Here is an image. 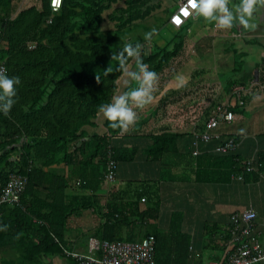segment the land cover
<instances>
[{"label": "trees", "instance_id": "trees-1", "mask_svg": "<svg viewBox=\"0 0 264 264\" xmlns=\"http://www.w3.org/2000/svg\"><path fill=\"white\" fill-rule=\"evenodd\" d=\"M157 6L160 8L161 4L155 0H63L61 9L53 13L50 0H41L40 7L32 5L19 11L14 0H0V66L6 67L9 76L20 78L16 102L8 115L0 114V193L11 173L28 178L19 204H0V226H7L0 231V250L18 254L16 259L5 260L3 264H42L41 256L65 255V225L73 206L65 201L67 179L51 171L50 167L60 161L68 163V157L73 155V152L69 153V147L80 143L75 151L84 154L89 151L86 163L92 165L93 172L98 171L100 163L106 166L108 155L117 164L120 159L127 158L112 145L111 138L120 130L111 128L107 120L108 133L94 134L86 141H81L86 136L82 128L94 126L100 115L98 106L110 102L120 90L123 73L115 70L116 62L111 61V56L122 47L119 41L123 31L131 28L150 30L143 26ZM49 19L51 23H48ZM107 20L113 28L104 27ZM195 20L189 17L182 26H174L177 42L170 44L169 40L160 46L150 41L152 49L147 52L141 49V62L161 75L181 52L185 41L183 35ZM259 22L258 35L244 40L264 50L259 35L264 33V22ZM170 25L166 22L162 28L168 29ZM233 27L238 33L237 26ZM133 43L143 45L145 42ZM128 63L129 68L133 63L137 70L134 59L130 58ZM258 64H264V58ZM109 65L113 71L105 76L104 70ZM247 66L234 62L233 70L223 84V92L231 93L234 87H245L253 80L254 72ZM136 86L137 82L131 80L123 93ZM229 110L241 112L238 105ZM220 135L222 139L230 136ZM176 136L170 132L154 135L147 155L157 160L169 153ZM231 137L240 142V137ZM213 142H216L214 146L208 148ZM218 142L213 139L200 143V154L196 157L227 158L238 149L225 154L215 152ZM201 144L206 145L204 150ZM99 155L97 164L94 160ZM239 161L236 159L233 165L234 174L254 182L264 178V156L250 164ZM42 189L47 191L45 199L37 193ZM177 217L180 219L181 215L177 214ZM171 223L170 248L162 231L148 232L145 236L152 234L156 238V264H187L184 260L189 258L191 237L181 232L176 217ZM110 229L113 227L105 225L101 228V240L123 239ZM125 240L141 239L135 233Z\"/></svg>", "mask_w": 264, "mask_h": 264}, {"label": "crops", "instance_id": "crops-1", "mask_svg": "<svg viewBox=\"0 0 264 264\" xmlns=\"http://www.w3.org/2000/svg\"><path fill=\"white\" fill-rule=\"evenodd\" d=\"M192 2L193 0L189 4L191 11L188 18L201 19L202 16L192 7ZM179 3L180 0L172 1L173 7L168 12L169 16L179 8ZM233 3L238 4L239 0H229L230 7ZM256 14L261 18L257 21L253 19L254 28L235 25L238 29V33H235L234 27L223 30L217 28L212 22L214 28L210 29L211 33L210 30L207 33L211 40L215 37L231 39L238 41L240 45L245 42L244 38L253 39L258 35L259 27L255 22H264V6ZM196 22L198 21L195 20L189 25L190 29L183 35L185 39L183 48L175 58L180 61L185 55L187 57L185 66L193 59L187 54L189 48L185 45H189L188 34H193V26ZM200 27L202 30L198 31L202 38L193 40L196 45L208 38V34L204 32L207 26L200 24ZM261 33H259L260 38L264 41V33L263 35ZM161 34L162 32L158 35L161 36ZM169 39L171 41L177 39L174 31L171 35L164 34L158 43L163 42L165 45ZM224 52L226 55L232 53L230 45ZM262 53L264 55V50ZM174 61L165 68V73L174 67H179L177 70L184 68L181 61ZM231 66L233 68V65ZM232 68L230 70H233ZM247 68L253 70L254 77L245 87L240 86L241 99L244 103L239 106L241 112L234 113L233 119V121L247 120V123H244L245 126L248 125L246 133L238 132L237 134L236 130L228 129L233 121L223 122L215 130L223 136L240 137V145L233 156L227 158L207 156L206 159H201L192 154L195 131L203 128V124L216 115L218 107L225 104H229L227 106L230 107L240 105L239 98L233 95V91L225 93L223 86L220 87V95L223 92L225 96L223 105L214 104L215 107H211L209 102L204 107V98L193 101L188 97L197 89L204 91L206 75L203 71L205 69H200L201 72L198 75L199 69L192 74L199 79L189 84V87H187L186 79L181 84L177 78L178 75H174L176 72L173 71L164 79L160 93H157L163 96V99L158 100L163 101L162 106H159L160 103L157 102L152 107H145L147 109H143L144 113H137L138 120L130 126L128 131L119 132L111 138L112 145L121 150L124 158L127 157L118 161V171L114 181L108 182L105 179L106 166L98 164L100 155L94 160L98 164V171L93 172L92 165L86 163L89 151L85 154L82 151H75L80 143L69 147V153L73 152V155L68 157V163L60 161L50 167L51 171L67 179L65 201L73 206L65 225L63 251L91 253V240H101L100 231L105 225L112 226L113 229H110V232L114 231L115 235L123 238L122 241L128 242L129 240H125V237H132L135 233L138 239H142L148 232L162 231L166 235L165 242L170 248L168 234L172 228L171 219L176 217L178 223L180 221L181 232L191 237L189 258L184 261L187 264H203L218 260L223 255L229 240L224 229L230 224L232 215L253 208L258 215V227L262 231L264 229V178L254 182L244 180L242 176L233 172L236 159H240L239 162H254V159L264 156V115L260 114L264 113V64L257 66L254 58ZM210 77L212 80L210 87L217 86V83L221 86V82L213 80V75ZM192 84L194 85L190 89ZM212 102L215 100L212 99ZM256 102L259 103V113H256L253 120L249 121V116L248 114L245 116V112L248 109H255ZM135 108L133 106V110ZM105 121L106 119L100 114L94 126H84L82 130L86 136L81 141H86L94 134H107ZM163 132L177 135L176 139L169 153L153 160L147 155L146 150L152 144L153 136ZM215 143L208 145V148H212ZM200 147L204 150L206 145L201 144ZM37 193L41 198H46V190H37ZM177 214L181 215L180 219ZM260 238L262 239V235ZM67 256L66 253L65 255L53 254L41 256L40 260L44 264H78ZM258 264H264V262Z\"/></svg>", "mask_w": 264, "mask_h": 264}, {"label": "built area", "instance_id": "built-area-1", "mask_svg": "<svg viewBox=\"0 0 264 264\" xmlns=\"http://www.w3.org/2000/svg\"><path fill=\"white\" fill-rule=\"evenodd\" d=\"M63 0H50V7L53 13L61 9ZM191 0H180L179 8L170 15V22L180 27L190 15L189 7ZM192 13V12H191ZM194 13V11H193ZM51 23V19L48 20ZM0 71L6 72L4 65ZM233 95L239 98L238 106L243 105L241 99L242 88H233ZM229 104L219 106L215 116L209 118L202 130H197L193 138V156L200 154L199 144L208 143L213 139L219 142L214 151L228 153L236 150L240 142L234 137L221 135L214 130L223 122H232L235 118L234 112L229 110ZM221 138V139H220ZM220 139V140H219ZM252 161H248L250 164ZM250 170V167L248 168ZM118 171V164L110 155L107 156L105 179L108 182L115 180ZM239 179H242L239 177ZM28 178L25 175L11 173L6 185L0 193V204H19L20 198L25 191ZM144 200V199H143ZM257 212L253 208L244 210L231 217L230 224L225 227L229 240L225 251L220 259L205 262L203 264H257L264 262V229L256 224ZM262 235V239L260 236ZM156 238L150 234L138 241L122 240H91L89 254L76 251L64 250L68 256H72L79 264H156Z\"/></svg>", "mask_w": 264, "mask_h": 264}, {"label": "rangeland", "instance_id": "rangeland-1", "mask_svg": "<svg viewBox=\"0 0 264 264\" xmlns=\"http://www.w3.org/2000/svg\"><path fill=\"white\" fill-rule=\"evenodd\" d=\"M172 1L173 0H155V2H158V4H161V7L159 8L157 6L155 12L152 13L151 19H149V21H146L144 23V25H145V26H143L144 28L145 27H149L150 30H151L153 27H155L157 29V34L150 40L153 43H156V42L158 43V40L163 38L164 34L169 33V35H171L172 31H175L174 24H172L170 22V16H169V13H168V12H170L171 7H173V6H171ZM14 3L16 5V8H17L18 11L21 10V9H24L26 7L32 6V5H36V6H39V7L41 6V0H14ZM232 5H235V4L233 3ZM261 8L262 7L258 8L256 12L259 13V11H261ZM256 12L254 13V16H253V19L255 21H257V20H259L261 18V16L257 15ZM253 19H252V22H254ZM167 21H169V24H171V25L168 27V29L167 28H162L163 25ZM255 23L258 25V23H260V22H255ZM103 24H104V27L113 28V24L111 22H109L108 20L105 21ZM200 24H201V26H203V25L207 26V28L204 31V32H206V34H208L207 32L210 29L214 28L213 23L211 21L206 20L203 16H202L201 19L198 20V22L194 23V26H193L194 32H193V34H188L189 35V37H188L189 45H187V44L185 45V47L189 48V52L187 54H189V57H193V59H191V61L185 66L184 63H185L187 57H185V55H183L181 57V60H180L181 63L184 65L183 69L177 70V69H179V67H176V68L174 67L171 71L168 70L166 73L163 72V74L159 75L158 76L159 80H157L156 84H155V91H154V94H153L154 95V99L150 103V105H147L145 107H148V106L152 107V105L156 104L157 102L160 103L159 106L160 105L162 106V102H160L158 100L163 99L162 98L163 96L161 94H157V93H160V90H161V88H162V86H163V84L165 82L164 79L166 77H168L173 71L176 72L174 75H178L177 78H181L182 77L183 80L186 79L187 87H189V84L198 81L199 78L198 77L195 78L194 77L195 75L194 76L192 75L198 69L199 70L197 71V75L201 72L200 69H202V70L205 69V71H203V72H205L204 75L207 76V77L204 76V78H205L204 79V84H205L204 91H202V90L200 91L199 89H197L188 97L191 98L193 101L200 100V99L204 98V102H203L204 107L209 102L211 103V107H215L214 104L223 105V103H224L223 99H225V96H224L223 92L220 95V87H222L223 84H225V81L230 76V72H231L230 69L232 68L231 65H233L234 62L239 64V65L241 64L242 66L245 65V64L251 65L252 64V60H254V58H255V61L258 64V63H260L261 59L264 58V55L262 53L263 50L259 46L253 45L251 43L248 44L246 42H242L239 45L238 41L233 42V40H231V39H224V38L223 39H221V38L218 39L217 37H215L214 39L211 40L209 34L207 36L208 38L203 39V42H201L198 45H196V42H194L193 40L202 38L200 36V34H201L200 31H198L199 29L202 30V28L200 27ZM175 27H176V25H175ZM158 28H161V29L159 30ZM177 28H178V26H177ZM150 30H148V31H150ZM148 31L143 30V28H140V29H133V28L125 29L123 31V36L121 37V39L119 41L120 46L126 40L127 41H131V42H133V41L140 42V40H143L145 43L142 45V48L146 52L149 51L150 49H152V43L150 41H145L143 39V34L145 32H148ZM160 32H162L161 36L158 35ZM211 32L212 31L210 30V33ZM188 39H187V41H188ZM169 40H170V44H171L172 43L171 39H169ZM172 41L177 42L179 40L178 39H173ZM187 41H186V43H187ZM261 42H262V44L264 43V41L262 39H261ZM158 44L160 46L164 45L163 42L162 43H158ZM229 45H230V50L232 51V53H228V55H226V53L224 51L229 47ZM241 51L244 52L243 55H240ZM233 53H234V55H233ZM173 60H175L177 62H180L178 59L177 60L173 59ZM243 62H245V63L243 64ZM130 65L132 67L130 66L129 70L130 71H135L136 68L133 67V63H131ZM191 75H192V77H190ZM212 75H213V80L215 82H217V81L221 82V86H220V84L217 83V86L214 85L213 88H212V86L210 87L209 84L212 81V80H210V78H211L210 76H212ZM126 82L130 83L131 79L126 77V76H124V74H123V77L119 81L120 90H119L118 94H123V88H124V86H126V84H125ZM193 85L194 84H192L190 89L193 87ZM219 95H220V99H218ZM159 98H161V99H159ZM212 99H214L215 102H212ZM255 105H256L255 109H252V110L248 109L245 112V116H247V114L249 116V121L253 120V117H254V115L256 113H259V110H260L259 109V103L256 102ZM145 107L140 109L139 112H138L137 108H135L134 111H136L137 113H144V110L147 109ZM158 113H160V111ZM260 114L264 115V113H260ZM246 121H247L246 119H244L243 121L242 120H235L228 127V129L236 130L237 134H238V132H242L241 134H245L246 133L245 131H247V127L246 126H248L247 124H246V126L244 124ZM204 124H203V126H204ZM202 129L203 128H200V130H202ZM251 129H254V128H251ZM17 257H18V254L16 252H14V251L0 250V264H3V261H5V260L16 259ZM41 263L43 264V262H41Z\"/></svg>", "mask_w": 264, "mask_h": 264}, {"label": "clouds", "instance_id": "clouds-1", "mask_svg": "<svg viewBox=\"0 0 264 264\" xmlns=\"http://www.w3.org/2000/svg\"><path fill=\"white\" fill-rule=\"evenodd\" d=\"M264 6V0H239L238 4L229 6V0H193L192 7L206 20L211 21L219 29H231L234 25L244 28L255 27L252 23L254 13L258 8ZM157 34L153 27L143 34L145 41H150ZM142 45L131 41H124L118 52H113L111 61L116 62V71L137 82V86L130 88L123 94L114 95L110 102L98 106V112L109 122L113 129H119L121 133L128 131L130 126L138 120L137 109L149 105L154 99L155 83L158 74L150 70L148 65L142 63ZM137 63V70H129V59ZM113 71L111 65L104 70L107 76ZM98 79V77H97ZM183 83V78H178ZM20 85V78L9 76L6 72L0 71V114L8 115L11 111L17 95V87ZM6 225L0 226V231L6 229Z\"/></svg>", "mask_w": 264, "mask_h": 264}, {"label": "bare ground", "instance_id": "bare-ground-1", "mask_svg": "<svg viewBox=\"0 0 264 264\" xmlns=\"http://www.w3.org/2000/svg\"><path fill=\"white\" fill-rule=\"evenodd\" d=\"M104 171V170H103ZM7 183V182H6ZM6 185V184H5ZM150 235V234H149Z\"/></svg>", "mask_w": 264, "mask_h": 264}]
</instances>
